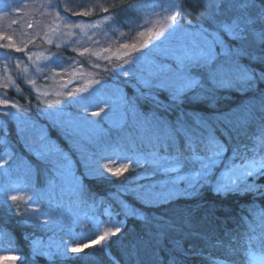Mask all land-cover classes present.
I'll return each instance as SVG.
<instances>
[{"label": "trees", "instance_id": "trees-1", "mask_svg": "<svg viewBox=\"0 0 264 264\" xmlns=\"http://www.w3.org/2000/svg\"><path fill=\"white\" fill-rule=\"evenodd\" d=\"M66 1L62 4L65 3L72 11L70 15L79 12V15L85 16L84 13L91 11L88 18L91 20L103 15L93 16L94 8L99 6L93 0ZM210 3V0H200L197 5L194 0H178L181 24L215 30L206 18L214 12ZM161 5L158 2L148 4L146 0H125L122 5L108 4L110 8L105 15L114 18L111 26L118 40L132 41L152 11L161 8ZM216 15L220 19H230L235 12L222 8ZM220 35L229 46L236 45L224 33ZM68 51L59 47L50 48V53H56L67 63L74 59ZM250 51L261 54L258 45H253ZM238 62L256 72H264V61L240 56ZM172 66L175 68L176 63ZM194 75L201 80V84L184 93L179 102L173 101L165 88L153 87L143 92L133 90L140 111L138 122L144 125V130H148L158 123L163 127L174 126L178 118L193 127L196 119L207 121L215 136L228 146L222 163L229 165L234 148L239 146L243 151L245 145L251 147L254 138L264 131V81L258 80L254 87L240 83L216 86L204 77L201 70L195 71ZM123 78L122 86L131 93V86L125 85L128 81ZM127 79L131 81L134 76H127ZM28 91L26 95L32 96L31 90ZM139 93L144 95L139 97ZM152 95L159 103L151 99ZM32 113L39 123L31 132L33 136L24 139L10 117L7 118L6 131L1 133L6 137V149L12 150L11 163L16 167L1 178L0 247L14 249L9 253L20 257L16 264H212L215 258L225 261V264H247L249 248L264 252V222L259 216L253 217V213L264 210V194L260 192L217 193L214 186L219 180L218 174H215L212 181L204 182L199 189H194V193L167 202L147 203L139 195L137 188L141 184L150 185L152 181L158 183V179L177 177L176 172L167 174L156 163L162 157L175 155L164 146L165 136L155 142L138 141L137 144L130 142L124 145V141L119 140L112 143L109 156L118 153L117 157L120 156L121 160L130 161V170L119 176L100 175L93 171L96 167L87 172L82 161L78 163V159H74V178L79 182L77 190L61 188V185L52 191V179L57 176V168L48 158L34 155L26 144H33L36 135L45 133V139L50 142L48 145L54 144L63 154L69 153L73 157L75 154L59 127ZM94 162L101 164L102 160ZM240 162L236 160V163ZM197 168L189 164L180 171L189 174ZM25 171L26 179L31 180L28 185H32L31 190L36 192L35 200L39 201L43 214L47 216L45 220H52L51 224L39 221L34 214L36 211H30L29 215L21 206H15L16 202H5L9 201L7 197L13 190V183ZM141 176L142 179L139 178ZM90 217L119 224L121 230L105 242L83 248L77 253H64L59 251V247H52L58 243L64 249L65 244H83L93 240V236L89 235L98 229V223L93 228ZM81 222L83 225L79 224ZM249 226L255 231H251ZM81 232L83 238L79 241ZM227 233L231 234L232 251L226 246L229 243ZM249 238H252L250 243ZM218 239L225 246H218ZM39 242L40 245L36 246ZM49 246L54 252L47 255Z\"/></svg>", "mask_w": 264, "mask_h": 264}, {"label": "rangeland", "instance_id": "rangeland-1", "mask_svg": "<svg viewBox=\"0 0 264 264\" xmlns=\"http://www.w3.org/2000/svg\"><path fill=\"white\" fill-rule=\"evenodd\" d=\"M124 1L94 0V3L99 6L94 8L93 16L103 15L91 20L88 19L91 11L85 16L79 15V12L70 15L69 12L72 13V11H69L65 3L62 4L67 2L66 0H0V36L11 37V40L0 39V45H14L9 48L0 47V99L8 101L7 107L0 104V188L2 187L1 178L16 167L11 163L12 150L6 149V137L1 134L2 130L6 131L8 117L13 119L24 139L27 136H33L31 132L39 124L33 117L32 112H34L59 127L62 135L70 142L75 157L69 153L64 154L68 163L66 174H61L63 169L60 165L65 163L62 157L58 158V161L48 158V161L57 168V176L52 179V191L57 190L55 188L61 185H63L61 188L68 187L74 191L77 190L79 186L74 178L76 168L74 159H78V163L82 161L87 167V172L97 167L94 160H102L99 164L102 175H112L103 167L105 164L113 170L127 165V170L121 171L123 173L130 170V161L121 160L120 156L117 157L118 153L109 156L110 148L113 147L112 143L119 140L124 141V145L130 142L137 144L138 141L155 142L165 136L162 131L163 125L158 123L153 129L144 130V125L138 122L140 111L138 112L133 90L148 91L149 88L140 83L141 76L146 78L149 71L154 70L156 66L174 68L172 65L175 63V55L180 50L191 49L202 43L201 37L197 34L200 27L183 25L177 17L181 26L179 30L171 35L165 32L167 39L162 44L153 36L151 37L153 43L142 47L150 39L147 29L161 31L170 23L166 16L173 11L179 12L178 0H146L148 4L150 2L162 4L161 8L152 11L135 39L132 41L118 40L119 38L113 35L114 30L111 26L114 18L111 15L106 16L107 12L103 9L110 8L108 4L122 5ZM210 1V5L215 2V0ZM173 4L178 7L173 9L171 7ZM91 5L93 6V3ZM68 24H79L80 27H68ZM142 32L145 34L140 35ZM125 44L129 47L124 48ZM133 44L136 45L138 51L131 47ZM54 47L69 50L68 52L74 58L73 61L67 63L56 53H50V48ZM16 48H21L22 51L17 52ZM216 50L220 52L219 46ZM137 58H139L138 62H135ZM126 60L134 62L125 63ZM37 68L41 71H37ZM125 70H128L127 75H124ZM197 70L193 71V75ZM127 76H134V79L130 81ZM122 78L128 81L127 83L124 81V84L131 86V93L122 86ZM227 85L229 84L219 86ZM85 87L88 88L87 92L77 93L75 97L67 95L70 90L75 93L78 88ZM28 90H31L32 96L26 95ZM10 92L13 93L12 96ZM140 94H138L139 97ZM89 97L92 98V103H89ZM23 99L25 100L22 101ZM13 104L17 107H11ZM101 108H103L102 111ZM93 112L100 114L93 116ZM45 135V133L38 134L33 144H26L37 157L41 156L39 153L43 151V146L50 143L45 139ZM109 157L111 159H108ZM4 160H7L6 164ZM221 163L220 160L216 162L208 176L201 178L196 189H199L204 182L212 181L215 174H218L216 176L219 182L228 180V164ZM180 170L181 168H178L176 171V178L167 177V180L158 179V183L152 181L150 185L141 184L140 189L137 188L139 195L147 200V203H162L194 193L196 189L191 187L194 173L187 174ZM26 177L27 172L25 171L23 176L13 183V190L9 196H20L21 199L14 202L15 206H21L29 215H31L30 211L34 212V208H39V212L34 213L37 219L51 224L52 220H45L47 216L43 214L41 205L34 203L36 192L31 190L32 185H28L31 184V180ZM139 178L142 179L143 176ZM251 182L250 177L249 183ZM255 183L264 186V176L257 178ZM28 197L33 199H28ZM8 200L5 202H13ZM90 222L94 225L93 228H96L95 224L98 223V235L102 234L105 229L115 226L102 218L94 220L90 217ZM75 224L78 225V221H75ZM79 224L83 225L82 222ZM90 242L84 244H90ZM38 245L40 242L36 244ZM54 245L52 247L56 249L59 247L61 252L71 253V251H65L58 243ZM52 247L49 246L47 255L54 252ZM252 252L255 254V259L250 258L248 264H264V253ZM0 256L6 257L0 259V264H16L18 259H12V257H19L9 252L0 253Z\"/></svg>", "mask_w": 264, "mask_h": 264}, {"label": "snow or ice", "instance_id": "snow-or-ice-1", "mask_svg": "<svg viewBox=\"0 0 264 264\" xmlns=\"http://www.w3.org/2000/svg\"><path fill=\"white\" fill-rule=\"evenodd\" d=\"M199 2L200 0H194V3L197 5ZM171 7L176 9L178 6L173 4ZM211 7L214 8V12L207 15L206 18L211 21L215 30L209 31L201 26L197 34L201 37L202 43L191 49L180 50L175 55V68H165L163 65L156 66L154 70L149 71L146 78L141 76V84L147 88H165L170 92L171 99L179 102L184 93L201 84V80L193 75V71L197 69L201 70L206 79L216 85L240 83L247 87H254L258 80L264 81V72H256L250 67L240 65L238 62L240 56H248L251 60L264 61V0H215ZM222 8L235 12V15L230 19H220L216 13L220 12ZM103 10L105 12L108 11L107 8ZM83 15H87V13ZM178 16V11H173L167 15L166 19L170 23L166 28H162L161 31L157 32L152 28L147 29L150 39L142 47H147L149 43H153L151 39L153 36L162 44L167 39L165 32L171 35L179 30L181 26L177 20ZM73 26L80 27L79 24H68V27ZM92 26L95 27L96 25ZM29 27H31V24H29ZM221 33L227 35L230 40L235 41L237 46L231 47L226 44L220 35ZM144 34L143 32L140 33V35ZM0 39L11 40V37L0 36ZM253 45L260 46V55H256L250 51ZM217 46L220 48L219 53L216 50ZM0 47L9 48L14 47V45L3 44ZM123 47L128 48L129 45L125 44ZM131 47L138 51L135 44L131 45ZM15 50L17 52L22 51L21 48H16ZM138 59L135 62H138ZM133 62V60L125 61V63L129 64ZM37 71H41V69L37 68ZM127 74L128 70H125L124 75ZM87 91V87L78 88L75 93L70 90L67 95L75 97L77 93ZM141 95L144 94L141 93ZM151 99L159 103L154 95L151 96ZM92 102V98L89 97V103ZM104 103H107V101H104ZM0 104L7 107V99H0ZM11 107L17 106L13 104ZM102 110L103 108H101ZM99 114V112L92 113L93 116H99ZM162 131L166 137L164 146L171 149L175 155L162 157L156 163L164 172H176L178 168H183L189 164L194 167L198 166L192 177L191 187L193 189L199 185L201 178L208 176L209 171L216 165L218 160L223 161L224 154L229 150L228 146L215 136L207 121L201 119H196L195 127H193L184 122L182 118H178L174 126L167 125ZM178 141H182V143H178ZM249 152L252 153L251 156L248 155ZM39 155L57 161L58 158L62 157L65 163L60 165V168L63 169L61 174L67 173V157L54 144H45L43 151ZM108 159L111 158L109 157ZM237 159L241 162L236 163ZM231 160L232 163L227 166L228 180L226 182H217L214 190L217 193L260 192L264 194V186L255 183L257 178L264 176V131L254 138L251 147L245 145L243 151H241L239 146L234 148ZM4 163L6 164L7 160H4ZM103 167L114 176H119L122 170H127V165H122L121 168H117L116 170H113V168L106 164ZM93 171L102 175L98 162L97 167ZM250 177L252 178L251 183H249ZM7 198L13 202L21 199L18 195H11ZM28 199L33 198L28 197ZM34 203H39V201L34 200ZM33 211L39 212V208H34ZM256 216H259L261 221L264 222V210H261L259 213H253V217L255 218ZM120 230L121 226L117 224L112 228L105 229L102 234L97 235L95 239L91 240L90 244H65L64 249L73 253L80 252L83 248L91 246V244H100L101 241L116 236ZM250 230L255 231L251 227ZM226 235L229 236V243L226 246L232 251L231 234L227 233ZM251 239L249 238V243ZM216 243L218 246H225L224 242L219 239ZM11 251H14V249L10 246L7 248L0 247V253ZM247 255L251 259H255V254L250 248ZM5 258L4 256H0V259ZM12 259H19V257H12ZM212 264H225V261L215 258L212 259Z\"/></svg>", "mask_w": 264, "mask_h": 264}, {"label": "bare ground", "instance_id": "bare-ground-1", "mask_svg": "<svg viewBox=\"0 0 264 264\" xmlns=\"http://www.w3.org/2000/svg\"><path fill=\"white\" fill-rule=\"evenodd\" d=\"M94 1V0H93ZM142 29V28H141ZM140 29V30H141ZM99 234V232H98V229H96V230H94L93 232H92V234L91 235H89V236H93V238H96V236ZM80 236L78 237L79 238V241L80 240H82V233L81 234H79ZM77 238V239H78ZM70 244H72V243H70ZM74 244V243H73ZM78 244H81L82 245V243H78ZM84 244V243H83ZM65 253H68V252H65Z\"/></svg>", "mask_w": 264, "mask_h": 264}]
</instances>
